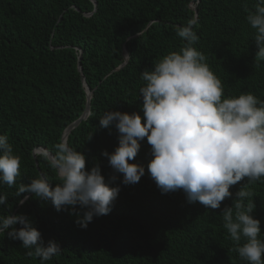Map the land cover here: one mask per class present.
I'll list each match as a JSON object with an SVG mask.
<instances>
[{"label":"trees","instance_id":"16d2710c","mask_svg":"<svg viewBox=\"0 0 264 264\" xmlns=\"http://www.w3.org/2000/svg\"><path fill=\"white\" fill-rule=\"evenodd\" d=\"M256 3L0 0V135L8 136L21 157L16 185L0 184V194H7L0 215L23 214L45 243L51 239L60 245L59 254L43 264H248L233 250L221 210L247 186L264 240V177L231 186L233 197L218 209L189 203L182 190L162 194L156 187L147 169L151 151L145 138L134 160L145 174L138 183L124 185L122 174L101 154L114 151L118 131L114 125L100 128L99 118L109 110L141 112V72L183 46L175 26L193 17L198 20L194 47L205 55L224 95L251 93L264 100V62L255 63V30L246 21ZM86 89L91 92L89 114L69 131L66 142L85 155L86 168L99 165L105 181L120 191L109 214L81 228L77 213L57 211L31 194L20 204L24 194L16 197L15 192L20 183L40 175L58 182L34 150L55 152L66 128L85 112ZM28 251L7 232L0 234V264H41Z\"/></svg>","mask_w":264,"mask_h":264},{"label":"clouds","instance_id":"9594fccd","mask_svg":"<svg viewBox=\"0 0 264 264\" xmlns=\"http://www.w3.org/2000/svg\"><path fill=\"white\" fill-rule=\"evenodd\" d=\"M246 21L255 30L254 60L259 66L264 62V0H257ZM197 24L193 17L175 26L183 46L161 57L151 70L141 72L142 115L109 110L99 118L100 128L114 125L119 134L114 151L101 154L115 173L122 174V184H136L145 167L134 160L146 138L151 151L148 173L162 194L182 190L189 203L218 209L226 198L233 197L231 186L245 178L251 184L264 177V100L251 93L224 95L220 79L194 47ZM54 147V153L42 148L37 155L55 171L58 182L53 184L40 175L30 183H20L15 196L24 194L20 204L31 194L50 201L57 211L77 213L75 222L86 228L94 217L110 213L120 187L105 181L99 165L86 168L85 155L66 141ZM20 161L8 136L0 135V184L16 185ZM253 197L247 186L239 188L232 204L221 210L223 228L242 260L264 264V240L259 238L260 220L253 216ZM6 204L7 194H0V205ZM5 232L41 264L60 252V245L51 239L45 243L23 214L0 215V234Z\"/></svg>","mask_w":264,"mask_h":264},{"label":"water","instance_id":"95a60500","mask_svg":"<svg viewBox=\"0 0 264 264\" xmlns=\"http://www.w3.org/2000/svg\"><path fill=\"white\" fill-rule=\"evenodd\" d=\"M78 69H80V67H78ZM86 92H87V105H86L85 112H84V114H83L78 120H76L75 122H73L71 125H69V126L66 128V130H65V132H64V134H63V137H62V140H63V141H66L67 134L69 133V131H70L72 128H74V127L79 123V121H80L81 119L86 118L87 115L89 114L88 105H89V99H90V97H91V92H90L88 89H86ZM40 149H42V148H38V149L34 150V153H35V152H38ZM36 165H37V164H36Z\"/></svg>","mask_w":264,"mask_h":264}]
</instances>
